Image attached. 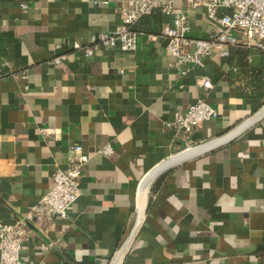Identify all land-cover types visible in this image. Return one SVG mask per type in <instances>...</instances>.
Wrapping results in <instances>:
<instances>
[{
  "label": "crops",
  "instance_id": "1",
  "mask_svg": "<svg viewBox=\"0 0 264 264\" xmlns=\"http://www.w3.org/2000/svg\"><path fill=\"white\" fill-rule=\"evenodd\" d=\"M175 5L188 9L191 36H208L204 8ZM125 7V0H0V220L31 210L53 186L55 171L67 166L71 144L90 156L69 218L29 223L24 264H109L134 223L145 174L264 103L240 96L250 90L249 75L219 51L186 75L171 66L162 29L174 17L160 11L134 25L136 51L101 47L81 56L75 45L114 31ZM248 62L263 67L264 51L252 48ZM202 78L213 87H201ZM199 97L220 112L218 119L191 134L168 125ZM108 144L112 152H100ZM263 247L264 120L154 182L122 264H264Z\"/></svg>",
  "mask_w": 264,
  "mask_h": 264
},
{
  "label": "built area",
  "instance_id": "2",
  "mask_svg": "<svg viewBox=\"0 0 264 264\" xmlns=\"http://www.w3.org/2000/svg\"><path fill=\"white\" fill-rule=\"evenodd\" d=\"M177 1L186 2L187 8H204L210 22L207 37L191 36L192 24L188 9L177 8ZM123 22L112 32H98L90 38L86 46L75 45L81 56L95 55L101 47H120L123 51L134 52L138 48L139 32L134 29L143 16L160 11L171 14L173 23H167L162 34L167 38V49L174 58L171 66L183 75L203 67L205 60L215 51L229 55L230 46L244 44L264 51V0H125ZM25 6V4H23ZM152 38L153 36L150 35ZM64 56L55 57L60 62ZM3 73L0 71V81ZM200 86L213 87L209 78H202ZM220 112L204 97H199L186 110L175 113L168 123L178 132L191 134L202 122L218 119ZM40 133L50 135L53 130L40 128ZM111 144L100 152L109 154ZM90 156L81 144H71L66 167H59L54 173L53 186L45 192L31 210L12 222L0 220V264H24L22 250L30 239L29 223L33 219H67L74 203L82 194V177Z\"/></svg>",
  "mask_w": 264,
  "mask_h": 264
},
{
  "label": "water",
  "instance_id": "3",
  "mask_svg": "<svg viewBox=\"0 0 264 264\" xmlns=\"http://www.w3.org/2000/svg\"><path fill=\"white\" fill-rule=\"evenodd\" d=\"M263 120L264 103L251 116H249L242 122H239L223 134H220L215 138L199 143L197 145L187 147L181 150L180 152L161 161L151 170H149L142 178L138 188L134 223L129 233L125 237L124 241L114 253L109 264L123 263V260L143 223L148 209L150 190L152 185L158 178H160L163 174L167 173L168 171L182 163L198 158L202 155H205L209 152H212L220 147L231 143L232 141L240 137L242 134H244L246 131H248L255 125L261 123Z\"/></svg>",
  "mask_w": 264,
  "mask_h": 264
},
{
  "label": "trees",
  "instance_id": "4",
  "mask_svg": "<svg viewBox=\"0 0 264 264\" xmlns=\"http://www.w3.org/2000/svg\"><path fill=\"white\" fill-rule=\"evenodd\" d=\"M251 50L252 48L244 44L230 46V62L232 65L240 66L244 72L249 75L247 78V84L250 90H240V96L264 98V66L256 67L248 62V56ZM161 180L156 182L153 190L157 189L161 183ZM259 253L264 254V247L259 250Z\"/></svg>",
  "mask_w": 264,
  "mask_h": 264
}]
</instances>
